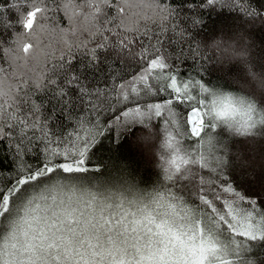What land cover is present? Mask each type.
Returning a JSON list of instances; mask_svg holds the SVG:
<instances>
[{
  "label": "snow or ice",
  "instance_id": "1",
  "mask_svg": "<svg viewBox=\"0 0 264 264\" xmlns=\"http://www.w3.org/2000/svg\"><path fill=\"white\" fill-rule=\"evenodd\" d=\"M218 4L257 16L251 0H189L183 17L169 0H0V144L15 172L0 184V264H264L253 255L264 244V165L245 154L251 191L234 186L239 153L226 152L231 136L212 118L229 115L230 100L218 109L211 87L176 68L204 56L189 22ZM47 93L51 113L35 99ZM259 103L243 131L264 134ZM105 128L135 137L159 169L153 187L89 177ZM161 140L167 159L151 150Z\"/></svg>",
  "mask_w": 264,
  "mask_h": 264
},
{
  "label": "trees",
  "instance_id": "2",
  "mask_svg": "<svg viewBox=\"0 0 264 264\" xmlns=\"http://www.w3.org/2000/svg\"><path fill=\"white\" fill-rule=\"evenodd\" d=\"M171 7L179 10L181 16L191 15L188 11L189 0H169ZM247 4V0H245ZM251 7L257 10V16L247 17L236 9L229 10L223 8L221 5H216L215 9L201 8L199 10L202 22L190 26V42L196 46V42L200 41L207 44L218 36L232 37L240 34L247 38L246 46L249 52L251 62L257 69L264 70V0H251ZM185 54H187V44L183 45ZM168 51H174L173 47H169ZM200 52L204 53L203 57L193 59L189 56L186 60L182 57L180 62L176 64V68L180 72V76L187 80L191 77L193 80H201L211 88H224L237 91V87L233 83L235 79L244 80L246 69L239 62L230 65H223L214 62V59H207L213 54H209L202 48ZM199 57V53H197ZM79 63L76 64V69L79 70ZM87 75L94 74L88 72ZM38 103H44L46 110L51 113L53 107L56 105V99L52 93L40 95L35 97ZM162 99V97L160 98ZM112 113H105L102 115V120H108ZM159 124V121H155ZM56 125L61 128H71L73 125L67 121L65 117L58 111L56 113ZM121 130L108 131L104 129L100 145L94 149L92 164L100 167L99 173H89L90 178H99L101 181L115 182L122 177L126 179H135V182L140 183L141 187L151 188L156 183V172L158 168H154L152 163L145 159L142 151L133 144L134 136L127 138L120 135ZM123 141L125 147L117 149L114 143ZM252 149L251 151H240L242 146ZM229 146L233 153H239L232 161V168L230 169L229 179L234 182V186H239L242 190L251 191L247 184V175L241 165H247L248 160H241L247 154L256 166L257 171L264 165V137L256 141L255 145H250L245 139L231 137L229 139ZM158 148V144L153 146V152ZM39 153L32 152L28 159L32 163H39ZM10 155L9 149L5 144H0V161L4 172L0 175V184L7 183L8 180L15 176L14 171H10ZM131 174V175H130ZM253 255L257 260H264V244H257L253 248Z\"/></svg>",
  "mask_w": 264,
  "mask_h": 264
},
{
  "label": "clouds",
  "instance_id": "3",
  "mask_svg": "<svg viewBox=\"0 0 264 264\" xmlns=\"http://www.w3.org/2000/svg\"><path fill=\"white\" fill-rule=\"evenodd\" d=\"M246 40L247 38L240 34L232 37L221 35L206 45L201 43V47L209 54L214 53L216 56L215 62L218 64L227 66L239 62L246 69L244 75L247 78V83H245V79H235L233 81L238 89L237 91L224 88H212L218 109L223 110L222 101L230 100V114L217 117L216 112L213 111L212 118L217 127H223L231 137L242 138L248 141L250 145H255L256 141L264 137V134L257 130L259 126L257 125L256 128H252L247 132L243 131V129L246 124L252 123V121L246 119L249 105H255L258 109L260 108V97L264 95V70L257 69L251 62ZM249 69L252 71L249 72ZM256 119H259V117L257 116ZM145 135L151 136L152 141H155L151 130L145 133ZM146 147L148 146L146 145ZM151 150L153 151V149ZM155 151L157 155H161L163 152L165 159H167V149L163 148V140L159 142V146ZM226 152L233 153L231 148L226 149Z\"/></svg>",
  "mask_w": 264,
  "mask_h": 264
}]
</instances>
